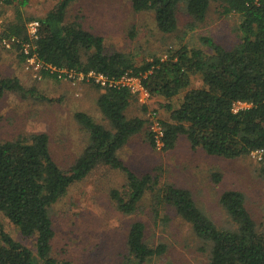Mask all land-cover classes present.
<instances>
[{"label":"trees","instance_id":"16d2710c","mask_svg":"<svg viewBox=\"0 0 264 264\" xmlns=\"http://www.w3.org/2000/svg\"><path fill=\"white\" fill-rule=\"evenodd\" d=\"M73 1L55 0L38 19L39 37L32 53L42 66L84 74L94 71L115 78L131 70L145 75L142 83L151 96L168 101L186 90L177 107L169 102L165 106L169 112V121L162 123L165 149L174 146L179 134L185 135L192 150L201 149L224 159L264 148V0H131L135 12L152 11L158 30L165 34L177 29L176 12L181 6L197 22L204 20L210 1L221 3L224 13L239 16L240 43L234 49L226 50L209 36H201L199 41L208 52L181 46L164 59L154 57L139 67L120 53L106 54L101 36L84 30L77 22L65 23ZM12 2L7 0L6 4ZM25 23L18 10L0 37L15 36L25 41ZM21 60H25L22 53ZM41 75L58 80L49 70L41 71ZM193 75L200 77L202 86L187 90ZM14 91L35 93L24 90L17 78L0 77V99L5 92ZM132 99L127 89H107L98 96L96 105L111 130L85 113H75L74 119L88 132L89 142L68 172L52 159L45 133L32 135L29 142H0V213L22 236L35 238L33 251L0 226V264H68L57 262L50 254L54 232L48 210L98 165L125 175L124 191L110 193L122 214H133L150 190L155 193V208H173L199 238L211 244L207 264H264V229H256L242 193L230 190L221 194L219 202L232 228L219 229L196 207L188 190L170 184L160 186L149 174L138 177L118 158L128 139L147 124L144 118L125 116ZM237 103L244 107L233 111ZM147 139L154 146L150 133ZM213 179L218 182L219 174ZM126 246L128 256L123 264H145L165 252L164 245L151 247L144 241V224L139 221L130 225Z\"/></svg>","mask_w":264,"mask_h":264},{"label":"rangeland","instance_id":"374dc122","mask_svg":"<svg viewBox=\"0 0 264 264\" xmlns=\"http://www.w3.org/2000/svg\"><path fill=\"white\" fill-rule=\"evenodd\" d=\"M54 3L55 0H27L21 6L15 1L5 4L0 10L2 32L7 24L14 22L18 10L28 23L42 18ZM176 18L177 29L165 34L158 30L154 13L135 12L131 0H75L67 8L64 19L65 23L77 22L84 30L101 36L106 54L120 53L136 67L154 57L164 59L181 46L208 52L199 41L201 36H209L226 50L240 43L239 16L224 13L219 2L210 1L202 22L194 21L182 6ZM2 37L0 77L17 78L24 90L35 93L5 92L1 97L0 142H29L32 135L45 133L52 159L62 171L68 172L89 142L88 132L74 119L76 112L85 113L111 130L95 102L102 90L83 81L72 86L63 80L66 85L62 87L59 85L62 82L44 77L38 70H26L19 48L6 50L1 44ZM201 86L200 77L193 75L187 90ZM185 92L169 101L152 96L147 106L139 105L133 98L125 116L144 118L147 124L129 138L118 151V158L138 177L149 174L157 178L160 186L170 184L188 190L196 207L219 229L232 228L219 202L221 194L230 190L242 193L256 229L262 231L264 162L253 160L250 155L235 159L209 156L201 149L192 150L182 134L171 149L158 150L150 145L147 114L154 112L161 124L168 122L166 104L177 107ZM215 173L220 176L218 182L213 179ZM124 189L125 175L105 165H98L83 180L72 184L48 210L54 232L51 256L68 264H123L128 256L129 227L139 221L144 224V241L149 246H165L162 255L149 258L145 264L208 263L211 244L199 238L173 208H155L154 192L145 193L133 214H122L110 193ZM0 226L15 241L34 251L35 238L22 236L1 213Z\"/></svg>","mask_w":264,"mask_h":264},{"label":"built area","instance_id":"2783aa9c","mask_svg":"<svg viewBox=\"0 0 264 264\" xmlns=\"http://www.w3.org/2000/svg\"><path fill=\"white\" fill-rule=\"evenodd\" d=\"M15 2L27 1V0H13ZM7 0H0V10L3 5H5ZM3 30V21L0 18V33ZM40 30V22L37 19L30 20L25 25V36L26 40L22 41V38H18L15 36L2 37L1 44L6 50H11L14 46L19 48L20 53L25 56V69L30 70L33 68L34 70H38L39 73L43 70H49L50 73H56L58 80H66L75 84L77 82H87L98 86L101 90L107 89H127L132 97L137 101V103L141 106H147L151 101V94L145 88L142 83V78L145 75L141 73L134 74L131 70L126 71L119 77H107L101 73H97L94 71H89L86 74L84 73H76L75 71H56L52 67L42 66L36 60V56L32 53L35 49V42L39 37ZM237 105H243L241 103H237L233 109V111H237ZM148 117V131L151 135L154 147L158 150L164 147V139H165V130L159 121L156 113L149 112L147 114ZM250 157L257 162H264V148L257 149L252 151Z\"/></svg>","mask_w":264,"mask_h":264},{"label":"crops","instance_id":"0c3cea01","mask_svg":"<svg viewBox=\"0 0 264 264\" xmlns=\"http://www.w3.org/2000/svg\"><path fill=\"white\" fill-rule=\"evenodd\" d=\"M3 6H4V5H3ZM1 8H2V7H1ZM5 17H6V16H5ZM6 20H7V18H6ZM7 21H8V20H7ZM7 21H6V22H7ZM53 80H55V79H53ZM55 81H60V82H62V83H59V85L62 86V87L66 85V84L63 82V80H55ZM65 81H66V80H65ZM70 83H71V82H70ZM78 83H79V82H77V83H75V84L77 85ZM75 84H72V83H71L72 86H75ZM103 92H104V91L102 90V91L100 92V94L103 93ZM100 94H99V95H100ZM97 98H98V97H97ZM96 100H97V99H96ZM96 100H95V102H96ZM130 102H131V101H130ZM130 104H131V103H129V106H130ZM129 106H128V107H129ZM73 116H74V115H73ZM137 134H138V133H137ZM134 135H136V134H134ZM134 135H132V136H134ZM132 136H131V137H132ZM128 140H129V139H128ZM127 142H128V141H127Z\"/></svg>","mask_w":264,"mask_h":264}]
</instances>
